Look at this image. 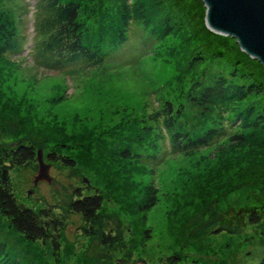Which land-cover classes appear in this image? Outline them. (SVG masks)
I'll list each match as a JSON object with an SVG mask.
<instances>
[{"label": "rangeland", "instance_id": "1", "mask_svg": "<svg viewBox=\"0 0 264 264\" xmlns=\"http://www.w3.org/2000/svg\"><path fill=\"white\" fill-rule=\"evenodd\" d=\"M61 1L78 5V18L86 24L81 44L100 54V64L77 59L63 69L41 65L35 27L42 1L0 0L7 21L22 36L21 51L0 58V151L32 144L48 166L50 182L34 185L36 161L5 175L19 204L33 210L52 207L55 214L67 216L58 261L49 244L19 239L0 216V242L8 257L19 264L264 262V217L258 225L248 219L252 208L256 215L264 211L263 122L255 133L247 129L243 141H233L229 129L217 145L178 155H170L162 134L154 142L159 151L153 149L166 153L154 166L120 157L122 151L138 149L131 140L145 131V119L161 110L165 100L175 104L186 94L196 98L212 78L225 74L214 58L220 50L208 40L200 42L193 32L201 26L200 16L187 19L184 8L172 7L169 0H138L145 6V21L128 20L125 28L118 20L121 3L103 0L109 5H102L104 18L98 23L97 12H91L97 0ZM152 4L157 9H150ZM185 107L201 116L197 105L187 101ZM257 107L249 122L263 114L264 105ZM201 117L203 126L192 123L188 128L210 129L208 116ZM182 119L191 122L187 116ZM184 127L180 130L187 131ZM155 134L150 133L149 142ZM51 152L73 160L75 167L47 162ZM75 189L103 197L95 235L85 231L80 216L64 213ZM152 197L155 205L149 210ZM103 234L115 241L103 246Z\"/></svg>", "mask_w": 264, "mask_h": 264}, {"label": "trees", "instance_id": "2", "mask_svg": "<svg viewBox=\"0 0 264 264\" xmlns=\"http://www.w3.org/2000/svg\"><path fill=\"white\" fill-rule=\"evenodd\" d=\"M41 1L43 4L42 12L40 17L37 18L35 27V37L38 44L36 45L37 54L42 61L41 65L51 70H57L63 69L67 64L73 63L77 59H85L93 66L100 64L103 60L100 54L96 50H90L81 44L86 24L78 18V5L61 0ZM109 1L121 3L124 6L118 13L120 14L118 20H123L125 28L128 26V20L144 23L145 20L141 18V12L145 9V6H142L138 0H131V3H129V0ZM169 1L172 7L177 5L184 8L182 14L186 15L187 19L191 16L195 19V15H197L202 20L204 11L199 1L193 0L194 4L192 5L191 0L190 3L189 0ZM104 3L103 0H97L94 10H91V12H97L95 21L98 23L101 18H104V15H102V5ZM151 7L153 10L157 9L156 4H152L150 9ZM0 11V58H5L9 55H16L21 51L22 36L11 22L7 21V16L3 14L6 12L1 9ZM110 20L112 22V18ZM93 21L90 20V22ZM160 25L163 34H166L167 29L163 26V23ZM198 25L200 27L194 28L193 31L197 35L196 38L200 42L208 40L214 45L215 49L220 50L214 58L219 60L217 69L222 67L225 74L219 73L212 78L211 84L201 89L196 98L186 94L185 99L175 104L165 100L161 110L158 109L145 119V122H147V127L144 128L145 131L135 134L131 140L130 143L138 144V149L136 151L130 150V152L122 151L120 157L139 165L154 166L166 153L162 150L163 152L158 155L159 149L154 144L155 140L158 141L162 134H165L168 138L170 155H178L194 149L217 145L226 136L229 129L234 131L232 134L233 141H243L247 129L255 133V127L261 125V122L264 124V112L256 120L253 119V123L249 122L252 111L256 110L257 106L264 105V73L262 68L256 61L250 60L249 57L244 55L233 39L210 33L203 28L201 21L198 22ZM203 33L208 37L199 39L200 36H204ZM202 63L205 65L206 61L203 60ZM247 66H253L254 68L245 70ZM193 88H198V85L193 86ZM187 101L189 105L192 103L201 109V116H208L206 122L207 126H211L210 129L202 133L196 131L197 127L188 128L192 123L203 126L205 118L196 116L195 111L189 112V108L185 107ZM184 116H187L191 122L187 124L182 119ZM263 124L262 126H264ZM181 126H185L184 130L187 131H181ZM153 131H157L158 135L155 134V139L153 138V141L149 142L150 133ZM153 148L158 149V151ZM149 149L155 151L154 154L149 155L151 152ZM46 160L50 163H59L67 168L75 167L73 160L54 152L48 153ZM34 161H36V152L32 144L20 143L12 146L9 150L0 151V216L6 220L8 230L16 233L19 239L29 244L36 242L44 245L49 244L53 259L58 261L67 216L63 213L55 214L52 207L33 210L19 204L14 197L11 181L5 175V172L10 169L21 168ZM5 162H7V165ZM84 190L87 191L86 188ZM73 197L75 199L69 203L64 213L80 216L88 227L85 231L95 235L93 226L102 209L103 197L99 193L84 194L79 189L74 190ZM148 202L147 207L149 210L153 209L155 199L152 197ZM249 212L250 224L258 225L264 217V211L261 213L262 215H256L253 208ZM101 239L103 246H110L112 239L113 242L115 241L110 234H103ZM168 260L171 261L173 258L171 257ZM0 264H19L17 260L8 257L2 242H0ZM260 264H264V262Z\"/></svg>", "mask_w": 264, "mask_h": 264}, {"label": "water", "instance_id": "3", "mask_svg": "<svg viewBox=\"0 0 264 264\" xmlns=\"http://www.w3.org/2000/svg\"><path fill=\"white\" fill-rule=\"evenodd\" d=\"M204 7L199 18L212 33L233 39L238 49L255 60L264 73V0H198ZM38 164L34 185L50 182L48 166L42 155L36 154Z\"/></svg>", "mask_w": 264, "mask_h": 264}]
</instances>
